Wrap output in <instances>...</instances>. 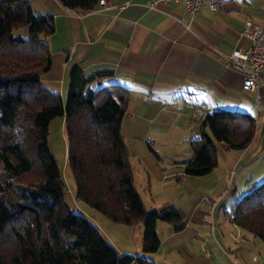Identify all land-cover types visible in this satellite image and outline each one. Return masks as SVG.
<instances>
[{"label":"trees","instance_id":"16d2710c","mask_svg":"<svg viewBox=\"0 0 264 264\" xmlns=\"http://www.w3.org/2000/svg\"><path fill=\"white\" fill-rule=\"evenodd\" d=\"M68 10L88 12L99 0H58ZM51 16L36 14L28 0H0V264H155L143 256L120 254L85 215L63 201L64 184L48 146L50 121L63 116L68 165L75 199L115 223L142 227L141 252L153 253L158 221L183 227L172 206L144 208L134 187L120 128L129 89L93 87L108 71H68L66 99L42 81L51 68L47 38ZM247 113L215 109L206 113L192 155L181 164L186 176L208 174L216 166L215 143L242 150L253 136ZM21 180V181H20ZM231 224L264 242V181L234 204Z\"/></svg>","mask_w":264,"mask_h":264},{"label":"crops","instance_id":"0c3cea01","mask_svg":"<svg viewBox=\"0 0 264 264\" xmlns=\"http://www.w3.org/2000/svg\"><path fill=\"white\" fill-rule=\"evenodd\" d=\"M28 2L36 14L51 16L54 23V32L47 38L51 68L42 78L45 86L65 98L68 71L73 64L81 66L85 74L111 72L96 79L92 86L117 84L129 89L121 126L130 128L129 135L135 141L145 140L140 154L132 146L127 149L133 156L129 163L137 164L142 171L150 169L162 183L165 176L175 174L176 183H184L180 185L184 188L182 194L192 201L185 205L190 210L184 213L183 207L168 197L159 206L150 205L151 201L146 204L140 197L146 209L178 208L183 214V227L176 231L172 224L170 230L161 226L159 234L157 222L158 249L153 253L139 250L130 255L143 256L157 264L156 258L162 261V250L166 249L167 255L181 251L185 264H211L201 252L186 245L198 241L208 221L212 222L213 211L231 190L229 183L232 187L243 181L235 179L236 176L255 172L264 176V84L254 91L243 90V74L228 58L233 49H244L250 44L242 35L247 19L264 23V0H224L218 11L202 6L193 17L182 0H106V7L98 3L84 13L68 10L58 0ZM215 109L247 113L254 119V127L251 141L242 150L215 143L216 166L208 174L223 181L212 200L210 194L193 184L197 180L189 179L193 176L183 173L181 163L192 155L190 143L200 135L203 116ZM121 136L124 142L122 133ZM157 138H171L168 143L179 140L176 145L182 144L183 148L185 145L187 153L175 161L180 157L176 148L174 167H162L153 159L151 152ZM157 155L159 160L163 158L158 152ZM216 170L218 176L214 174ZM232 175L234 179L230 182ZM250 177L246 180L248 184L253 180ZM233 189L235 192L237 187ZM208 202L209 213L199 208ZM232 209L229 213L225 211L228 221ZM163 257V261L168 259Z\"/></svg>","mask_w":264,"mask_h":264},{"label":"rangeland","instance_id":"374dc122","mask_svg":"<svg viewBox=\"0 0 264 264\" xmlns=\"http://www.w3.org/2000/svg\"><path fill=\"white\" fill-rule=\"evenodd\" d=\"M66 97L63 98L65 101ZM121 133L124 138V142L126 144L127 149L131 146L134 149H139L138 154L141 153V144L144 146V138L136 139L129 135L130 128L126 127L123 124V127L120 128ZM165 139L164 141H162ZM48 146L51 154L56 160L57 166L60 170V177L64 184L63 191V201L64 204L73 212L80 213L85 215L87 220H89L92 224H94L100 231L101 235L104 237L106 241L110 244L114 245L117 251L125 252L129 254H134L141 250V234L142 227L139 225H125L122 223H115L104 217L99 212L89 208L85 204L77 201L75 199V184L71 169L68 165V157H67V137L65 132V121L63 116H57L53 118L48 127ZM144 140V142H142ZM154 149L151 152L153 159L155 162L159 163L160 166L169 168L174 167L173 158L174 153L178 149L179 156L176 159L182 158L187 152L182 147V144L176 145V143H180L179 140H176L174 143H168L171 141V138H157L155 140ZM157 152L163 156L161 160H159ZM129 162L133 156L131 154L128 155ZM134 161L137 162V159ZM171 164V165H170ZM131 172L133 176V182L135 187L137 188V192L140 197L146 200V204L159 206L163 202L164 198L168 197L174 201L181 207H183V212H188L190 210V206L186 208V204L188 202H192L190 197L186 194H182L184 192V188L180 187L183 185V181L181 184H177L175 180V174L172 176H165L164 183L161 180L156 178L155 175L150 172V183L148 185L147 180V172L142 171L141 167L137 166V164H130ZM176 170V168H171ZM169 171V169H168ZM249 171V170H248ZM254 171V170H252ZM218 171L216 170L214 174L218 176ZM166 173V170L164 171ZM165 175V174H164ZM252 175L251 184H248L250 180V176ZM244 174L242 176H236L235 179L243 178V181H240L237 184H233L232 187L229 188L231 190L224 195V198L219 202L218 207L213 211L212 222L211 219L208 221L209 223L205 226V229L202 231V234H199L198 241H191L186 246L190 247V250H196L197 252H201L205 258L211 261V264H264V242L258 237L253 236L252 234L245 232L238 228L237 226L231 224L227 220L226 212L228 213L232 209V205L234 202L239 199L249 187L254 184H258L264 181V178H260L262 175L259 173H251ZM264 177V176H262ZM189 179L197 180L194 181L193 184L198 188H202L204 193H208L209 197L212 200L215 199L216 192L222 185V180L215 179L214 175H203L197 177H191ZM185 180L187 183L188 180ZM229 179V178H228ZM234 176H230V182H232ZM246 180H248L246 182ZM21 181V180H20ZM227 178H225L223 182V187L226 186ZM235 182V181H234ZM171 185H175V188H171ZM213 186V190L209 191V188ZM234 186L237 187L234 192ZM152 195L150 198L149 191ZM235 194H234V193ZM212 193V194H211ZM152 199V200H151ZM155 206V207H156ZM157 208V207H156ZM201 210H205L206 212H210V203L207 205L199 206ZM184 212V213H185ZM161 226H166V229H172L171 224L167 222L158 221L157 224V232L161 234ZM166 252V249L162 250V254L165 258H168L163 261V255H161L160 260L159 257L156 258L157 264H185L184 255L181 251L177 252V254H169ZM184 257V258H183Z\"/></svg>","mask_w":264,"mask_h":264},{"label":"built area","instance_id":"2783aa9c","mask_svg":"<svg viewBox=\"0 0 264 264\" xmlns=\"http://www.w3.org/2000/svg\"><path fill=\"white\" fill-rule=\"evenodd\" d=\"M224 0H182L186 10L193 17L202 6L215 12ZM99 5L106 7V0H99ZM242 35L250 42L244 49H233L229 55L231 65L243 74L242 89L254 91L259 84H264V23L258 24L247 19Z\"/></svg>","mask_w":264,"mask_h":264}]
</instances>
